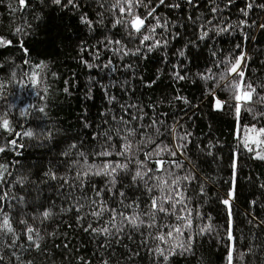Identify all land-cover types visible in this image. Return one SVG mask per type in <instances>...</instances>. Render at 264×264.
I'll list each match as a JSON object with an SVG mask.
<instances>
[{
	"label": "trees",
	"instance_id": "obj_1",
	"mask_svg": "<svg viewBox=\"0 0 264 264\" xmlns=\"http://www.w3.org/2000/svg\"><path fill=\"white\" fill-rule=\"evenodd\" d=\"M250 2L253 7L245 16L241 10ZM75 4L28 0L29 6L21 10L19 0H0V37L12 41L0 46V82L7 84L0 94V115L8 114L12 128H0V147L5 148L0 152V206L21 236L17 243L24 248L14 250L22 264H103L105 260L108 264H229V231L235 238L233 264H264V161L247 152L238 137L242 126H264V119L253 116V112L257 116L264 113V103H257L252 112L242 110L237 118L231 94L216 87L215 79H202L218 76L224 70L222 61H234L243 54L244 80L264 96V28L260 27L264 7H259L264 0H192L191 4L188 0H165L157 14L169 22L164 33L167 47L151 52L144 49L142 55L123 58L101 41L121 40L126 49L134 50L140 46L139 38H130L122 26L112 28L106 0H75ZM157 4L159 0H152V5ZM82 16L93 21L91 28L81 22ZM229 24V31H209L206 38L199 39L201 25L212 29ZM17 27H23L24 33L17 34ZM109 60L111 65L105 67ZM36 64L46 67L40 84L34 86L24 74H30ZM177 72L185 79H176ZM213 90L215 97L210 95ZM215 98L228 103L217 110ZM121 116L125 120L140 117L139 124L145 127L153 120L162 121L176 129V136L190 134L186 156L191 164L186 160L184 167L196 180L188 189L192 198L189 207L198 208L202 219L193 225L192 250L177 252L167 262L153 254L156 243L151 238V248L142 243L148 231L144 227L136 230L124 224L122 232L116 234L113 229L110 236L86 232L88 223L93 227L97 223L92 217L78 220L73 207L83 196L73 179L79 171L74 162L83 163L78 153H86L89 164L100 163L93 153L101 134L114 124L113 117L118 120ZM131 123L135 126L137 121ZM157 126L165 131L164 126ZM29 131L34 135H24ZM160 139L173 144L172 139ZM234 153L238 155L235 169ZM131 174L117 177L116 189L124 192L125 198L110 196L103 177L87 179L95 188L105 189L103 196L110 209L122 210L126 216L143 214L148 197L139 180L133 183ZM233 186L235 198L230 201L229 213L222 201L229 198ZM88 192L86 183L84 193ZM130 203L132 208L124 207ZM45 210L53 215L41 223ZM104 219L110 218L105 215ZM20 220L39 228L40 249H28L23 226L17 223ZM115 222L121 224L119 215ZM149 222L145 218V223ZM209 224L211 231L197 234ZM99 226L111 228V223ZM3 242L10 243L9 237ZM249 248H253L250 254ZM8 252L0 248L5 264H21ZM241 252L246 253L242 261L237 256Z\"/></svg>",
	"mask_w": 264,
	"mask_h": 264
},
{
	"label": "snow or ice",
	"instance_id": "obj_2",
	"mask_svg": "<svg viewBox=\"0 0 264 264\" xmlns=\"http://www.w3.org/2000/svg\"><path fill=\"white\" fill-rule=\"evenodd\" d=\"M54 4L60 5L62 0H52ZM108 3L109 14L113 18L112 28L122 26L125 29L127 35L132 38H139V47L133 49H126V46L121 40L107 39L101 41V44L108 48L110 51H114L121 58L124 56H139L143 54V50L151 52L156 48L167 47L168 40L164 36L169 27V22L166 18H162L157 14V8L160 5L165 4V0H159V4L152 5V0H106ZM68 5L76 7L75 0H67ZM188 3H192V0H188ZM231 3V0H229ZM21 10L27 8L28 0H19ZM152 5V6H150ZM67 7V5H64ZM103 6V5H102ZM172 7H179V5H173ZM253 7V2L247 4L246 9L241 11L245 16L248 14V9ZM264 7V5H259ZM140 9H144L141 13ZM213 13L217 11L216 7L211 9ZM117 13L119 15H117ZM81 22L92 27L93 21L87 17H81ZM100 23H103V15L101 14ZM211 24V21H208ZM241 23L247 24L246 21ZM264 28V24L260 25ZM231 28V25H225L224 27H216L212 29L205 28L203 25L200 27L201 34L199 39L203 40L209 34V31H215L217 34L227 32ZM157 29H160V33H157ZM17 34L24 33L23 27H17L15 29ZM26 34V33H25ZM159 36V38H158ZM12 44L11 40H6L0 37V46H9ZM114 46V47H112ZM21 47H23L21 45ZM83 50V49H82ZM23 51L27 53L28 49L23 48ZM180 55H184L183 52ZM96 58H99V53H96ZM246 60V57L242 54L234 61H222L224 64V70L216 77L211 75L202 76V79H215L216 87H221L222 90H226L231 94V100L234 101V111L239 118L241 111L252 112L253 108L257 103H264V96H260L257 93L256 88L252 86L250 82H245V72L241 69V64ZM25 63H28L25 61ZM85 63H87L85 61ZM109 60L108 67L111 65ZM46 66L43 64H36L34 70L29 74L25 73L29 82L36 86L40 84V75ZM88 67H92L88 64ZM126 68H131V65H126ZM15 73H13V79ZM175 78L178 80L185 79L184 76L178 72L175 74ZM17 81L16 83H21ZM7 88V84L0 82V94L2 90ZM255 94V99H254ZM210 95L215 97V91L210 92ZM228 101H221L215 98L214 107L217 110H222ZM251 105V107H250ZM135 107V106H133ZM122 110H124L122 108ZM39 111L43 112L44 109L40 108ZM7 113L0 115V128L6 131H12L11 122L7 119ZM254 118L264 119V113H260L259 116L253 112ZM140 117H129L125 120L122 116L117 120L113 117L114 124L109 127L108 131L101 134V141L98 143L93 156L99 159L100 163H88V155L84 152H79L78 155L83 161L77 160L74 162V167L78 168L73 178L77 184L74 185L83 193L82 198H77L73 207L77 212L78 220H86L88 217H92L97 223V227H93L92 223H88L84 231H91L92 233L104 236H110L113 234V229L116 234L123 231V225L127 224L133 229L139 230L144 227L147 231L145 239L142 243L148 245L149 238L156 243V247L152 249L153 254L162 257L165 262L168 261L169 257L176 254L177 252L183 254L190 252L195 240L193 235L194 223L202 219V216L198 208L189 207L192 203V198L188 195L189 186L195 182L196 176L191 171L185 169L184 164L187 160L189 164L191 161L186 156V149L188 141V135L184 134L180 136L174 135L176 132L175 128L171 126L163 125V122L153 120L147 127L139 124ZM136 120L137 124L134 126L131 121ZM165 127V131L161 132L160 127ZM148 128L152 131L149 132ZM17 135H20L17 133ZM26 136H33L32 132H25ZM165 137L172 139L173 144L169 146L164 143ZM238 137L241 139L242 147L249 153L253 154L255 159L264 161V126L257 127L255 124L249 125L247 128L243 126L238 131ZM12 145H16V141L10 142ZM118 145V147H117ZM72 148H76L73 144ZM5 148L0 147V152H4ZM144 159L141 160L140 156ZM183 157V159L178 158ZM115 157L116 159H113ZM167 157V159H165ZM238 155H233V168L235 169L238 165L236 161ZM154 165V167H149ZM2 168V166H0ZM185 174L180 175L179 172ZM120 173H132L131 180L135 183L137 180L141 182V185L145 189L147 194V201L145 203V211L143 214L133 212L132 215H124L121 210L117 213L116 209H110L104 200V188H95L89 177H103L106 180L105 187L110 196H119L125 198V193L116 189L117 177ZM56 179L55 175L52 177ZM23 181H21L22 183ZM67 183V180H65ZM90 189V192L84 193L86 187ZM264 187V185H262ZM116 189L114 192L113 190ZM202 191V189H201ZM157 193L153 195V193ZM229 198L224 199L222 203L228 208L229 213L231 212L230 201L235 198V187L229 191ZM3 197H0L2 200ZM123 201L121 200L120 203ZM255 204V201L252 202ZM125 208H132L133 205L130 203L124 205ZM138 208L139 205H136ZM53 213L50 210H45L41 214V223L43 220L49 219ZM107 215L110 219L105 220L104 217ZM121 217V224L117 225L116 217ZM159 217V220L157 219ZM145 218L150 221L145 223ZM34 220L39 219L33 217ZM169 221L164 223V221ZM111 223V228L107 226H99L102 223ZM23 226L22 234L28 242V249H40V230L38 227L29 225L27 220H20L17 222ZM264 223V222H262ZM164 229H167L165 232ZM153 230L156 234H153ZM212 230L211 225H205L203 228L197 230L198 235H203L205 232ZM187 233V236H185ZM142 235H144L142 233ZM9 237L10 243H4V238ZM21 239L17 229L13 227L9 216L4 211V208L0 206V248H7L9 250L8 255L10 258H14L16 261H21L22 258L17 255L14 249H23L22 243H17ZM229 239V253L228 261L229 264H233V254L235 252V238L231 231L228 233ZM27 250V249H26ZM253 251V248H249L248 254ZM246 253H238V259L243 260ZM0 264H5L4 256L0 255ZM103 264H108L105 260Z\"/></svg>",
	"mask_w": 264,
	"mask_h": 264
}]
</instances>
